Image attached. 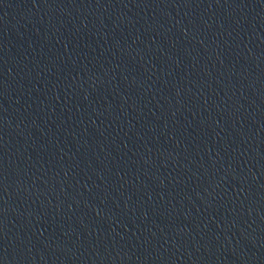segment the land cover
<instances>
[{"label": "water", "instance_id": "95a60500", "mask_svg": "<svg viewBox=\"0 0 264 264\" xmlns=\"http://www.w3.org/2000/svg\"><path fill=\"white\" fill-rule=\"evenodd\" d=\"M0 264H264V0H0Z\"/></svg>", "mask_w": 264, "mask_h": 264}]
</instances>
